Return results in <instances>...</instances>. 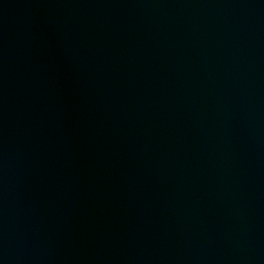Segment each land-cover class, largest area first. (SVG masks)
Here are the masks:
<instances>
[{
  "label": "water",
  "instance_id": "1",
  "mask_svg": "<svg viewBox=\"0 0 264 264\" xmlns=\"http://www.w3.org/2000/svg\"><path fill=\"white\" fill-rule=\"evenodd\" d=\"M0 264H134L108 0H0Z\"/></svg>",
  "mask_w": 264,
  "mask_h": 264
}]
</instances>
